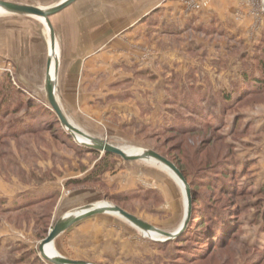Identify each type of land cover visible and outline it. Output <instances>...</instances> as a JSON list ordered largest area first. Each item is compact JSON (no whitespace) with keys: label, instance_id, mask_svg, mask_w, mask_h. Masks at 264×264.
<instances>
[{"label":"rangeland","instance_id":"1","mask_svg":"<svg viewBox=\"0 0 264 264\" xmlns=\"http://www.w3.org/2000/svg\"><path fill=\"white\" fill-rule=\"evenodd\" d=\"M0 1L49 8L62 0ZM179 1L186 13L199 15L210 4L203 0L207 5L194 10ZM245 2L251 7L248 16L257 23L264 19V0ZM91 13L98 11L86 9L79 18L89 20ZM26 19L12 36L4 30L0 59V86L11 83L9 98L25 104L12 112L17 107L13 102L0 112V264H51L41 257L39 244L58 219L85 205L119 207L165 233H174L186 216L184 229L192 227L179 242L175 240L185 230L161 242L162 236L145 233L122 217L91 216L96 224L90 231L113 230L111 241H117L119 229L130 230L123 250L106 258L102 243L98 252H83L86 243L79 230L80 235L58 237L53 243L59 256L70 255L68 260L83 256L90 264H264V89L251 95L238 92L244 73L258 74L264 34L259 38L248 29L237 46L224 35L228 55L222 59L219 28L188 24L183 34L171 36L151 20L148 28H132L130 39H124L130 60H118L116 67L113 61L107 68L97 64L76 77L93 101L90 108L71 102V124L128 155L153 151L174 162L195 188L192 196L186 181L188 210L182 184L166 167L153 160L110 156V167L99 174L97 166L105 153L82 145L88 141L51 120L56 115L44 87L49 33L41 20ZM49 20L59 52L57 83L61 40L57 19ZM101 30L98 40L103 38ZM235 55L241 57L240 69L220 81L219 73L229 70ZM66 85L67 96L76 100L71 81ZM50 245L46 248L53 252Z\"/></svg>","mask_w":264,"mask_h":264},{"label":"crops","instance_id":"2","mask_svg":"<svg viewBox=\"0 0 264 264\" xmlns=\"http://www.w3.org/2000/svg\"><path fill=\"white\" fill-rule=\"evenodd\" d=\"M208 1L210 2L209 6L203 9L200 15L192 12L186 13L185 8L179 0H76L53 15V18L57 19L59 25L58 33L61 40L62 54V62H60L58 69L55 95L57 94V101L69 122L72 123V121H75L70 116L72 112L74 114L72 101L76 105L81 103L83 104L82 106L86 107H88V103L93 101L92 96L84 93V88L80 87L76 79L80 70H92L97 64L102 67L106 65L105 68H107L109 65L108 61H113L112 64H115L116 67V61L130 60L127 52L128 47L124 39H130L132 28H148L147 22L151 20L157 23L155 27L163 28V32L169 33L168 35L171 36H177L178 33L183 34L188 24L196 28L201 27L204 30H216L219 28L221 37L226 35L231 39V43L234 46H237L239 42L241 43L242 36H244L243 32L248 29L254 30L255 35L259 38L264 34V19L257 23L255 18L253 19L248 16L251 7L245 2L246 0ZM87 6H90V8H87ZM86 9L98 11V14L91 13L89 20H85V18L80 19V12H86ZM26 18L30 17L6 13L0 14V59L4 55V30H10L5 33H10L12 36L13 30L15 33L18 32L20 23L27 22L25 21L28 20ZM99 29H102L101 33H103V38L99 39L101 42H98ZM119 36L122 39L118 38ZM225 40L224 37H219L218 53L222 59H225L228 55V52L224 51L223 48L224 44H226ZM240 60V55H235L227 66L229 70L219 73L220 81L221 78H225L228 74L236 75L237 69H240ZM101 61H103V64L100 63ZM232 64L234 65L231 66ZM67 80L71 81L70 89L76 93L74 96L76 100H72L71 97L67 96ZM222 84L224 82L220 83V85ZM76 123L80 124L77 121ZM92 217L84 219L86 223L83 225L79 223L75 224L59 238L63 239L73 234L70 237L72 238L81 230L79 232L81 235H84L81 242L82 244L86 243L83 252H98L101 249L98 245L102 243L106 244V246L100 251H102L106 258L112 257L116 250H123L125 240H127L125 233L129 236L130 230H125L124 228L119 229L117 241H111L109 237L112 238L114 236L113 230L108 231L104 229L103 234L100 231L94 234L90 231L92 226L96 224L91 223ZM120 242L123 244L121 248L119 246L121 245ZM50 246L53 252L45 248L46 255L49 257L58 256L59 254L55 250L54 244ZM63 255L61 257H70L68 254L66 256L65 254ZM72 259L89 262L88 258L83 256H76Z\"/></svg>","mask_w":264,"mask_h":264},{"label":"water","instance_id":"3","mask_svg":"<svg viewBox=\"0 0 264 264\" xmlns=\"http://www.w3.org/2000/svg\"><path fill=\"white\" fill-rule=\"evenodd\" d=\"M76 0H63L60 3L56 4L55 6L49 7V8H38L30 5H21V4H15L10 3L6 1H0V7L3 9V13L11 14V15H17V16H26L30 18H35L38 20H43V22L46 24V27L48 29L49 38H50V46L52 52L55 50L56 47V41H55V34L52 28V25L50 23L49 18L67 6H69L71 3H73ZM58 63V62H57ZM58 65L55 66V72H54V78H51L49 76V72H47L46 77V84H45V92H46V98L47 102L51 108V110L56 115L60 125L64 127L69 133L71 134H77L80 137H83L88 141V143H81L82 145L95 150L97 152H102L105 154H112L115 156H118L122 158L125 161H148L153 160L162 166L166 167L169 171H171L175 177L180 181V183L183 186V191L185 194V198L187 200V207L188 210L191 206V198H190V189L188 184L186 183V180L184 179L183 175L179 171V169L169 160H167L165 157L153 152V151H144L141 155H128L126 154L122 149L112 146L108 144L106 141L98 140L95 138H92L80 130H78L76 127H74L69 120L64 115L58 101L55 95V88H56V72H57ZM47 69H50V62L48 61ZM47 70V71H48ZM110 212H114L120 217L124 218L128 223L132 224L133 226L137 227L143 232H150L154 231L162 236V240H159L161 242H167L170 240L175 239L178 237L184 230L187 224V218L183 220L181 226L174 232V233H165L162 231H159L150 225L144 223L140 219L134 217L133 215L125 212L124 210L120 209L116 206H110V207H96V205H85L82 207H79L76 209L73 213H70L60 219H58L55 224L53 225L52 229L48 232L47 237L41 241V243L38 246V251L41 255V257L51 264H90L83 261H73L68 260L66 258H63L61 256H53L48 257L44 253V248L48 244H53L54 241L60 237L63 233H65L68 229H70L74 224L77 222L91 217L95 215L100 214H108L110 215Z\"/></svg>","mask_w":264,"mask_h":264},{"label":"trees","instance_id":"4","mask_svg":"<svg viewBox=\"0 0 264 264\" xmlns=\"http://www.w3.org/2000/svg\"><path fill=\"white\" fill-rule=\"evenodd\" d=\"M259 63H256V66H257V72H258V74H254V73H251V72H249V73H244V75H243V83H242V85H241V87H239L240 89L238 90V92L240 93L239 95H242V94H249V95H251V94H253V93H258V92H261L263 89H264V60H259L258 61ZM6 83H7V85H8V87H6L7 85H6ZM5 83V87L4 86H0V112L2 113L3 112V107L4 106H6V105H10V104H12L13 102H16V104H17V107H15L13 110H12V112H18L20 109H21V107H23L25 104H24V102L22 101V100H18L17 99V101H14V98L12 99V98H9V95L11 94V89L12 90H14V87L12 86V84L11 83H9L8 81ZM17 93V95H20L21 93L20 92H16ZM244 94V95H245ZM19 97V96H18ZM26 106H28L29 107V105L28 104H26ZM31 107V106H30ZM5 111V110H4ZM8 111V113H9V111L10 110H7ZM8 113H6V114H8ZM48 117H50L51 115H47ZM50 118H52L51 120H55V122L56 123H58L59 121H57V117L56 116H52V117H50ZM32 120H34L33 118H31ZM17 122H20V121H17ZM28 126L29 125H26V126H24V127H22V128H24V129H27L28 128ZM18 129H19V131L21 130V128L20 127H18ZM31 130H33V128L31 129ZM35 131L37 130L36 128L34 129ZM110 156H115V155H112V154H105L104 155V158L101 160V163L97 166V169L99 170V171H97L99 174L100 173H102V172H104V171H106V169L108 168V167H110V163H109V161H108V159H107V157H110ZM167 159V158H166ZM168 160V159H167ZM170 161V160H169ZM174 163V162H173ZM176 167L179 169V171L181 172V174L183 175V177L185 178V180L189 183V181L187 180V177H186V174L184 173V171L178 166V165H176ZM227 171H229L228 169H227ZM96 173V172H95ZM226 173H224L223 175H225ZM220 176L221 175H218V176H216L217 178H220ZM222 178L224 179V177L222 176L221 178H220V181H224V180H222ZM219 181V182H220ZM190 184V187H191V190H192V196H193V194H194V192H195V188L193 187L194 185H193V183L191 182V183H189ZM220 186H221V188H222V185H223V183L222 184H219ZM237 190V189H236ZM240 192H241V189L239 190ZM236 193H238V192H236ZM194 201L196 202V203H194L193 204V206H196V205H198V203H197V199H194ZM193 201V202H194ZM212 205V204H211ZM212 207L215 209V210H217L218 212H224V210H223V208L221 207H218V208H216V205H212ZM198 214V213H197ZM208 225L209 226H211L212 225V223H208ZM190 224L187 226V228L186 229H184L185 231L175 240V241H180V239L181 238H183L184 236H186L187 235V232H188V229L190 228ZM192 227V226H191ZM189 230H191V228L189 229ZM194 234V233H193ZM194 239H196V238H194ZM194 241V240H193ZM180 245H176V247L178 248ZM189 250H192V249H189Z\"/></svg>","mask_w":264,"mask_h":264},{"label":"bare ground","instance_id":"5","mask_svg":"<svg viewBox=\"0 0 264 264\" xmlns=\"http://www.w3.org/2000/svg\"><path fill=\"white\" fill-rule=\"evenodd\" d=\"M3 13V9L0 7V14H2ZM41 22L44 24V26H45V29L47 30V32H48V29H47V27H46V24L43 22V20H41ZM48 59H49V62H50V69L52 68L53 69V75H52V77L51 78H54V66H55V64L59 61V52H58V50H57V46L55 47V50L52 52V50H51V46H50V44H49V54H48ZM49 69V70H50ZM48 70V69H47ZM49 70H48V72H49ZM50 76V75H49ZM96 207H110V206H96ZM110 214H113V215H116V216H119V215H117L116 213H114V212H110ZM120 217V216H119ZM145 233H156V232H154V231H150V232H145ZM156 234H158V233H156ZM159 235V234H158ZM161 236V235H160ZM48 245H50V244H48ZM48 245H46V247L48 246ZM45 247V248H46ZM45 248H44V253H45ZM46 254V253H45ZM48 256V255H47ZM49 257V256H48ZM51 257H53V256H51Z\"/></svg>","mask_w":264,"mask_h":264},{"label":"built area","instance_id":"6","mask_svg":"<svg viewBox=\"0 0 264 264\" xmlns=\"http://www.w3.org/2000/svg\"><path fill=\"white\" fill-rule=\"evenodd\" d=\"M187 6H190L194 10H199L207 5L206 1L203 0H184Z\"/></svg>","mask_w":264,"mask_h":264}]
</instances>
